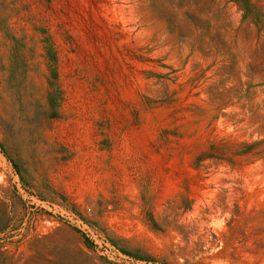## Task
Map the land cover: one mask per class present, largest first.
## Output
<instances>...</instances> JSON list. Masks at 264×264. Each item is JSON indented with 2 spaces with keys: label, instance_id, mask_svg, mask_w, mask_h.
Returning <instances> with one entry per match:
<instances>
[{
  "label": "rangeland",
  "instance_id": "374dc122",
  "mask_svg": "<svg viewBox=\"0 0 264 264\" xmlns=\"http://www.w3.org/2000/svg\"><path fill=\"white\" fill-rule=\"evenodd\" d=\"M0 264H264V0H0Z\"/></svg>",
  "mask_w": 264,
  "mask_h": 264
}]
</instances>
